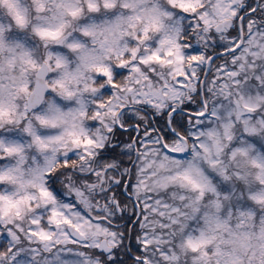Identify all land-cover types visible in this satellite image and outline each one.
I'll return each mask as SVG.
<instances>
[{"label": "snow or ice", "instance_id": "1", "mask_svg": "<svg viewBox=\"0 0 264 264\" xmlns=\"http://www.w3.org/2000/svg\"><path fill=\"white\" fill-rule=\"evenodd\" d=\"M0 10V264H264V0Z\"/></svg>", "mask_w": 264, "mask_h": 264}, {"label": "clouds", "instance_id": "2", "mask_svg": "<svg viewBox=\"0 0 264 264\" xmlns=\"http://www.w3.org/2000/svg\"><path fill=\"white\" fill-rule=\"evenodd\" d=\"M205 2L209 3V0H205ZM101 16H102L103 19H109L110 18L109 15H104L103 13H101ZM0 20H5V21L7 20L6 13L4 11H2V10H0ZM97 22H99V20ZM81 39L89 47H94V45L92 44V41H91L90 38L81 37ZM158 39H159V34L158 33L153 34L152 41H150L147 45H145V47H152L153 46V42H157L158 43ZM212 39L215 40V37H213ZM126 43L129 46H134V41H132V40H128V41H126ZM95 47H98V46H95ZM73 62H75V57H73ZM113 62H115V61H113ZM93 78L95 79V77H93ZM100 83H103V82L102 81L98 82L97 83V87L100 86ZM248 95L253 96V97L258 96V95H264V91L261 90L259 85H251V88H250V91L248 92ZM91 98L92 97H89V99H91ZM249 119L253 120V122L259 121L261 119H264V107H261L259 115H255L254 119H253V117H249ZM86 125L90 129L93 127L90 121H87ZM95 128L96 129H100V128H102V125L99 122H97L96 125H95ZM255 151L257 153H260V152L264 151V138L258 139V141H257V143L255 145ZM248 171H249V173L251 175V178H252L249 187H251L252 189H255L256 191H264V184H260L255 179V176H256V173H257V169L249 168ZM100 264H103L102 260L100 261ZM157 264H159L158 261H157Z\"/></svg>", "mask_w": 264, "mask_h": 264}]
</instances>
